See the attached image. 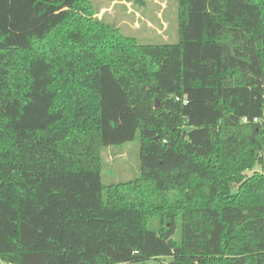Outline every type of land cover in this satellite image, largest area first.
I'll return each instance as SVG.
<instances>
[{
    "label": "trees",
    "instance_id": "obj_1",
    "mask_svg": "<svg viewBox=\"0 0 264 264\" xmlns=\"http://www.w3.org/2000/svg\"><path fill=\"white\" fill-rule=\"evenodd\" d=\"M93 1L0 6V260L264 264V0H177L175 45ZM137 139L140 177L105 186Z\"/></svg>",
    "mask_w": 264,
    "mask_h": 264
},
{
    "label": "rangeland",
    "instance_id": "obj_2",
    "mask_svg": "<svg viewBox=\"0 0 264 264\" xmlns=\"http://www.w3.org/2000/svg\"><path fill=\"white\" fill-rule=\"evenodd\" d=\"M93 2L99 12L98 19L103 18L106 23L114 24L123 35L135 37L144 45H175L179 42L177 0H145L143 6L128 0H94ZM0 6H2L1 11L5 6L8 8L7 24L10 26L12 18L10 11L13 9L11 0L8 1V6L0 0ZM33 29L36 27L33 26ZM156 104L157 108H160L158 101ZM140 152L139 139L120 147L106 148L102 154L105 166L103 184L110 186L139 178ZM150 228L156 229L157 222L150 224ZM169 261V259L149 260L134 264H168Z\"/></svg>",
    "mask_w": 264,
    "mask_h": 264
},
{
    "label": "built area",
    "instance_id": "obj_3",
    "mask_svg": "<svg viewBox=\"0 0 264 264\" xmlns=\"http://www.w3.org/2000/svg\"><path fill=\"white\" fill-rule=\"evenodd\" d=\"M176 101H181L180 98H176ZM183 104L184 105H187L188 104V101L187 100H184L183 101ZM254 122H257V119H254ZM0 264H12V263H6V262H3L0 260Z\"/></svg>",
    "mask_w": 264,
    "mask_h": 264
},
{
    "label": "water",
    "instance_id": "obj_4",
    "mask_svg": "<svg viewBox=\"0 0 264 264\" xmlns=\"http://www.w3.org/2000/svg\"><path fill=\"white\" fill-rule=\"evenodd\" d=\"M157 102V101H156Z\"/></svg>",
    "mask_w": 264,
    "mask_h": 264
}]
</instances>
